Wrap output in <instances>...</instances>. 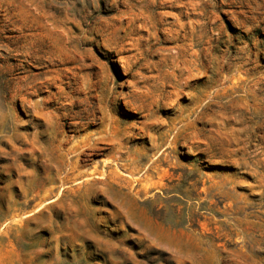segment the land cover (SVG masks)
<instances>
[{
    "label": "rangeland",
    "instance_id": "obj_1",
    "mask_svg": "<svg viewBox=\"0 0 264 264\" xmlns=\"http://www.w3.org/2000/svg\"><path fill=\"white\" fill-rule=\"evenodd\" d=\"M0 264H264V0H0Z\"/></svg>",
    "mask_w": 264,
    "mask_h": 264
},
{
    "label": "bare ground",
    "instance_id": "obj_2",
    "mask_svg": "<svg viewBox=\"0 0 264 264\" xmlns=\"http://www.w3.org/2000/svg\"><path fill=\"white\" fill-rule=\"evenodd\" d=\"M116 183V182H115Z\"/></svg>",
    "mask_w": 264,
    "mask_h": 264
}]
</instances>
